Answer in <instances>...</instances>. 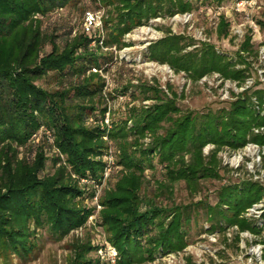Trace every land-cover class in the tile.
I'll list each match as a JSON object with an SVG mask.
<instances>
[{"label": "trees", "instance_id": "obj_1", "mask_svg": "<svg viewBox=\"0 0 264 264\" xmlns=\"http://www.w3.org/2000/svg\"><path fill=\"white\" fill-rule=\"evenodd\" d=\"M78 1L0 0V251L28 260L39 230L47 228L64 239L84 228L92 208L80 202L87 191L79 181L101 183L111 168L106 153L114 146L116 164L129 176L120 179L116 190L102 200L106 206L104 226L109 243L119 252L120 264H145L161 252L178 253L190 245L189 231L196 212L189 206L170 211L153 205L139 211L146 205L141 191L147 171L155 172L156 162L162 179L167 180L160 186L162 191L172 192L183 183L192 197L205 183L225 180L220 153L238 152L249 144L264 147V134L256 133L264 127V114L257 108H264V89L251 95V89L233 94L237 99L229 108L199 115L184 113L174 98L161 99L153 107L134 108L126 121L106 126L110 112L105 82L99 74L106 61L91 50V43L121 51L130 47L125 36L136 28L166 15L189 14L192 1L199 0H111L108 4L114 14L105 21L106 35L94 37L92 32L87 37L68 38L62 48L55 36L43 33L39 19ZM232 1L212 3L228 6ZM258 21L263 26L264 21ZM224 35H228L226 26ZM187 41L184 36L172 35L152 44L150 60L187 73L194 83L220 74L241 85L250 76L249 68L238 70V64L216 48L200 49L193 39ZM47 45L52 48L48 54ZM190 47L195 48L187 52ZM253 47L250 36L243 51ZM44 81L58 90L45 88ZM44 129L53 133L51 147L59 153L52 159L54 174L47 172L45 148L31 161L20 158V150L32 146ZM208 147L213 149L206 155ZM90 197L94 199L95 194ZM262 201L264 186L226 181L218 203L205 207L211 224L205 233L236 228L237 241L242 233L261 236L264 224L247 214ZM91 249L88 246L77 257L81 259L78 264H99L86 259Z\"/></svg>", "mask_w": 264, "mask_h": 264}, {"label": "rangeland", "instance_id": "obj_2", "mask_svg": "<svg viewBox=\"0 0 264 264\" xmlns=\"http://www.w3.org/2000/svg\"><path fill=\"white\" fill-rule=\"evenodd\" d=\"M110 1L79 0L76 5L40 18L41 30L47 36H55L63 48L68 38L73 40L80 36L87 37L86 14L100 11L103 14V29L96 30L93 34L94 37H103L106 35L105 21L114 14L108 4ZM191 4L193 11L189 13L190 16L166 15L151 20L148 25L136 28L125 36V41L130 47L121 51L117 48L109 49L97 41L91 43V50L102 61H106L101 72L95 71L99 72L105 82V102L110 112L106 117V126L113 122L126 121L134 108L153 107L160 103L161 99L174 98L184 113L196 115L229 108L237 99L233 94L237 95L240 91L234 82L222 83L218 76L213 75L194 83L188 78L187 73H177L168 65L151 61L150 46L172 35L184 36L187 42L193 39L200 49L208 46L216 48L219 53L236 62L238 70L249 68L248 73L253 80L249 95L258 89H264V24L261 26V34L256 35V38L249 30L238 34L234 27L241 23L238 21L239 16L229 12L227 4L218 6L212 3V0L192 1ZM254 14L264 21V10L256 11ZM225 26L228 29L227 36L224 35ZM250 36L254 44L253 50L243 51ZM194 48H188L187 52L193 51ZM51 49L47 45L45 52L48 54ZM107 57L112 58V61H107L109 60ZM42 84L49 90H58L56 85H49L45 81ZM128 124L131 126V122ZM43 132L46 136H43ZM54 139L51 131L42 130L40 136L34 139L32 146L20 150V158L31 161L38 150L45 148L44 152L49 158L47 172L54 174L56 169L52 159L59 156L51 147ZM212 149L213 147L206 148L205 154L208 155ZM108 152L105 160L111 168L105 174L104 180L101 183L83 179L79 181L80 186L87 191L85 199L80 202L82 206L92 208L85 227L72 232L64 239H59L50 234L47 228H43L38 231L35 250L30 259H20L19 256L0 251V264H78L77 261L81 262V259L77 257L84 253L88 246L92 249L87 252L86 259L99 264H120L119 252L109 243L107 229L104 226L106 206L102 200L109 192L116 190L120 179L129 174L124 173L122 167L116 164L118 153L116 147L113 146ZM219 157L226 167L222 173L225 180L205 183L202 191L194 197L189 195L183 183L176 185L172 192L169 189L162 191L160 186L165 185L164 182L167 180L162 179L161 166L156 162L155 172L152 169L147 171L145 175L147 181L144 183L145 178L143 179L144 186L141 191V198L146 205L142 204L139 211L144 212L153 205L170 211L189 206L196 212L193 213L189 231L190 245L178 253L163 255L160 251L154 261L145 264H264V233L261 236L242 233L240 241L236 240V228L223 233L218 230L214 234L205 233V230L211 227L205 207L218 203V193L226 181L234 184L253 182L264 186V147L252 151L245 149L238 152L224 151ZM138 178L142 180L139 175ZM92 194H95L94 199L90 197ZM247 216L263 225L264 201L251 209Z\"/></svg>", "mask_w": 264, "mask_h": 264}, {"label": "built area", "instance_id": "obj_3", "mask_svg": "<svg viewBox=\"0 0 264 264\" xmlns=\"http://www.w3.org/2000/svg\"><path fill=\"white\" fill-rule=\"evenodd\" d=\"M224 7H226V6H224ZM227 10L229 12H232L233 14H235L237 17L239 16L238 21H240L241 23L237 27H234V29L237 31L238 34L243 33L244 31L247 32L248 30L252 33V36H254V38H256V35L258 36L259 34H261V32H260L261 31V24L259 23L258 20L262 19V18H257L254 13L256 11H261V10L263 11L264 10V0H233L231 2V5H228ZM177 16H179V15H177ZM184 16L187 17L190 15L185 14ZM85 19H86L85 27H86L87 33H92L96 30L101 31L103 29V14H102V12H100V11L99 12H87ZM263 60H264V57H263ZM215 75L219 77V80L222 83L224 81L230 82V80H225L220 74H214V76ZM208 77L209 76L204 77L202 79V81L206 80ZM252 81L253 80L251 79V76H249L246 79L244 84L239 85V83L234 82L240 91V93L237 95H240V94L244 93L245 91L251 89L250 85H253ZM257 84H259V83H257ZM237 91H238V89H237ZM255 103L258 104L256 98H255ZM257 108L259 110H262V113L264 114V108L261 109L260 106H258ZM256 133L264 134V127L257 129ZM35 138H37V137H35ZM259 148L260 147L256 144H249L244 149L247 151H252V150H258ZM260 249H261V247H260Z\"/></svg>", "mask_w": 264, "mask_h": 264}]
</instances>
